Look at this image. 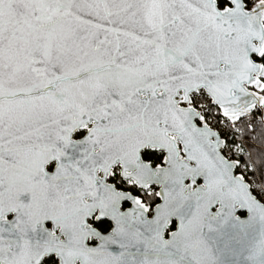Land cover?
<instances>
[{
  "label": "snow or ice",
  "instance_id": "1",
  "mask_svg": "<svg viewBox=\"0 0 264 264\" xmlns=\"http://www.w3.org/2000/svg\"><path fill=\"white\" fill-rule=\"evenodd\" d=\"M210 105L264 108V0H0V264H264Z\"/></svg>",
  "mask_w": 264,
  "mask_h": 264
},
{
  "label": "built area",
  "instance_id": "2",
  "mask_svg": "<svg viewBox=\"0 0 264 264\" xmlns=\"http://www.w3.org/2000/svg\"><path fill=\"white\" fill-rule=\"evenodd\" d=\"M213 106L215 105H210L212 109L210 122L213 130L220 133L221 137L226 139L231 146L235 147L237 144L242 146L245 151V159H247V153L251 152L255 160L254 149L258 147V141L255 136H245L242 129L245 128L251 131V129L255 128L256 132H258L261 127V121H263L262 109L259 107L253 109L249 115L243 117L241 121H238L233 126L222 115L217 114ZM241 122L243 123L241 124Z\"/></svg>",
  "mask_w": 264,
  "mask_h": 264
},
{
  "label": "trees",
  "instance_id": "3",
  "mask_svg": "<svg viewBox=\"0 0 264 264\" xmlns=\"http://www.w3.org/2000/svg\"><path fill=\"white\" fill-rule=\"evenodd\" d=\"M213 108H214V111H215L217 114H219L218 111H217V109H216V107L213 106ZM242 123H243V122H241V124H242ZM262 128H264V125H261L260 130L257 132V136H255L256 139H257V141H258V147L254 149V156H255V160L257 161V163H259V158H260V155H261V151H260V150H261V148H264V140H261V139L259 138V133L261 132ZM242 132H243V134H244L245 136H251V137H252L251 131H249V130L243 128V129H242ZM253 137H254V136H253ZM124 187H127V185H125ZM155 191H156V190H155ZM145 199L147 200V203L150 204V205H154V204H156V203L159 202V199L156 198V197H154V196H153V197H147V198H145Z\"/></svg>",
  "mask_w": 264,
  "mask_h": 264
},
{
  "label": "water",
  "instance_id": "4",
  "mask_svg": "<svg viewBox=\"0 0 264 264\" xmlns=\"http://www.w3.org/2000/svg\"><path fill=\"white\" fill-rule=\"evenodd\" d=\"M260 108V107H259ZM262 109V111H263V121H264V108H261ZM243 118V117H242ZM241 118V119H242ZM214 131V130H213ZM221 138H223V137H221ZM159 187L160 186H155V188L157 189L156 191H159ZM159 199V198H158ZM162 201L159 199V202L158 203H161ZM124 204H128L129 206H127V207H124ZM124 204H122V208H121V210L122 211H129V210H131L134 206L131 204V202H127V203H124ZM151 206V205H150ZM124 207V208H123ZM240 216H241V219H247V213L246 212H244V213H240L239 214ZM150 218V217H149ZM225 239H227V237H225ZM226 255H229V256H231V254L230 253H226ZM236 259H237V261H239V257L237 256L236 257Z\"/></svg>",
  "mask_w": 264,
  "mask_h": 264
},
{
  "label": "flooded vegetation",
  "instance_id": "5",
  "mask_svg": "<svg viewBox=\"0 0 264 264\" xmlns=\"http://www.w3.org/2000/svg\"><path fill=\"white\" fill-rule=\"evenodd\" d=\"M154 190H157V189L155 188ZM149 205H150V204H149ZM127 206H129V205H128V204H124V207H127ZM151 206H152V205H151ZM124 207H123V208H124Z\"/></svg>",
  "mask_w": 264,
  "mask_h": 264
}]
</instances>
